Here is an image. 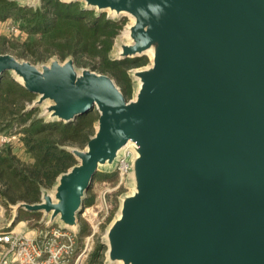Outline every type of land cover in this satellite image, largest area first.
<instances>
[{
	"label": "water",
	"instance_id": "95a60500",
	"mask_svg": "<svg viewBox=\"0 0 264 264\" xmlns=\"http://www.w3.org/2000/svg\"><path fill=\"white\" fill-rule=\"evenodd\" d=\"M80 1L131 11L134 43L118 59L153 47V64L136 71L128 101L110 75L73 58L40 68L0 54V77L11 71L37 94L30 107L54 101L48 119L99 111L87 149L68 147L80 162L59 174L56 200L15 208L75 223L99 165L130 146L138 185L108 231L112 261L264 264V0Z\"/></svg>",
	"mask_w": 264,
	"mask_h": 264
},
{
	"label": "trees",
	"instance_id": "16d2710c",
	"mask_svg": "<svg viewBox=\"0 0 264 264\" xmlns=\"http://www.w3.org/2000/svg\"><path fill=\"white\" fill-rule=\"evenodd\" d=\"M7 19L28 33L24 46L33 57L38 46L50 54L57 53L62 59L72 55L76 66L92 65L101 72L111 73L120 81L124 95L132 94L133 81L127 70L144 64L146 57L115 59L111 56L114 38L123 28L124 19L85 8L79 0H40L37 5L0 0V21ZM6 40L0 38V51ZM36 97L37 94L16 81L8 71L1 75L0 133L18 134L32 159L22 162L12 152L10 143L0 148V202L6 205L38 202L42 189L51 187L59 174L75 164V156L68 147L83 146L93 134L99 117L97 111L90 110L69 122L48 119L38 114V106L30 107ZM81 230L86 231L85 224Z\"/></svg>",
	"mask_w": 264,
	"mask_h": 264
},
{
	"label": "rangeland",
	"instance_id": "374dc122",
	"mask_svg": "<svg viewBox=\"0 0 264 264\" xmlns=\"http://www.w3.org/2000/svg\"><path fill=\"white\" fill-rule=\"evenodd\" d=\"M19 2L24 5H37L40 0H19ZM93 9L97 11L96 8ZM104 12L111 18L124 19L123 28L114 38L113 48L110 52L113 58L118 59L119 53L122 52V45L131 42V37L126 34V31L135 23V19L129 13L122 11H120L121 13H115L116 10H110V8ZM1 37H5L7 40L0 54H12L19 60L29 61L40 68L49 65L56 59L63 63L67 59L73 58L72 55H68L62 59L57 53L50 54L43 46L36 48V58L33 57L31 51L24 46L29 37L28 33L21 30L19 24L12 19L0 21ZM131 43H134V40ZM138 57H146V61L144 64L127 70L133 81L132 94L126 96L128 101L136 99L138 86L141 83L136 76V71L150 67L153 64L152 55L149 53ZM84 60L90 61L89 58H84ZM76 68L79 71L90 68L98 73L108 74L121 88L120 81L111 73L101 72L93 68L92 65L76 66ZM8 72L10 76H14L13 72ZM36 100H38V96L35 98ZM53 103L52 99L40 103L38 114L48 118L50 113L47 109ZM93 110L99 113L96 108ZM97 129L98 120L94 124V131L90 138L95 135ZM13 130H16L15 126H13ZM18 137V134L15 136L1 132L0 148L4 144L10 143L12 144V152L22 162H30L32 159ZM88 141L83 146L69 147L84 151L88 147ZM126 148L129 151L127 156L128 169L122 171L119 168L118 161L122 157V152L116 161L99 165L91 185L85 192L83 207L77 213L75 223H67L59 215L52 216V212H46L45 210L29 211L24 208L17 210L15 208L16 203L6 205L0 202V234L3 231H10L14 237L12 244L0 241V264H101V262L102 264H124L122 261H112L109 258L108 231L119 217L123 200L133 194L138 185L134 168L136 152L130 146ZM75 159V164L70 166L65 173L79 164L80 158L75 156ZM59 182L60 176L57 177L51 187L43 188L44 192L41 193L39 201L47 195H52L55 199ZM24 211L34 213L28 214ZM83 224L86 225L84 233L81 232Z\"/></svg>",
	"mask_w": 264,
	"mask_h": 264
},
{
	"label": "built area",
	"instance_id": "2783aa9c",
	"mask_svg": "<svg viewBox=\"0 0 264 264\" xmlns=\"http://www.w3.org/2000/svg\"><path fill=\"white\" fill-rule=\"evenodd\" d=\"M122 157L121 159H119L118 161V164H119V168L122 170V171H126L129 167L128 165V162H127V156L129 155V151L127 148H124L122 150ZM0 241H2L3 243H6V244H12L13 241H14V237L12 235V232L10 231H3L1 232L0 234Z\"/></svg>",
	"mask_w": 264,
	"mask_h": 264
},
{
	"label": "bare ground",
	"instance_id": "6f19581e",
	"mask_svg": "<svg viewBox=\"0 0 264 264\" xmlns=\"http://www.w3.org/2000/svg\"><path fill=\"white\" fill-rule=\"evenodd\" d=\"M114 10H115V9H114ZM121 11L124 12V13H129L130 15H132V16L134 17V15L131 13V11H129V10H127V9H121ZM134 19L136 20L135 17H134ZM126 34H127L128 36H131V30H130V29L127 30V31H126ZM143 52L151 54V55H152V58H154L156 50H155L153 47H151V48H148V49L144 50ZM120 53H121V52H120ZM16 76H17L20 80L24 81V77H23V76H21V75H16ZM141 83H142V81H141ZM121 214H122V212H121ZM121 214L119 213V217L121 216ZM122 262H123V261H122Z\"/></svg>",
	"mask_w": 264,
	"mask_h": 264
}]
</instances>
